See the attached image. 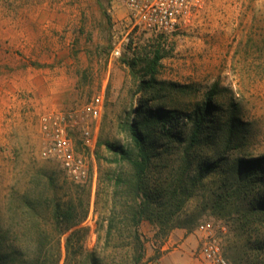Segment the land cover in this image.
Wrapping results in <instances>:
<instances>
[{
  "label": "rangeland",
  "instance_id": "obj_1",
  "mask_svg": "<svg viewBox=\"0 0 264 264\" xmlns=\"http://www.w3.org/2000/svg\"><path fill=\"white\" fill-rule=\"evenodd\" d=\"M262 42L264 0H201L168 35L135 25L122 0H0V231H18L15 193L30 189L37 171L53 173L59 185L85 189L84 247L110 256L103 221L109 192L117 176H129L131 170L126 163L110 162L103 143L127 146V126L137 111L141 116L149 109L178 112L179 123L166 126L174 130L173 144L159 129L155 135L166 149L154 181L174 180L195 114L213 94L214 108L189 163L193 173L210 163L216 167L206 171L203 187L195 186L198 195L189 199L176 224L197 220L188 228L174 227L157 245L156 229L145 221L140 233L147 241L146 260L159 255L148 264H205L198 227L208 222L230 264H264V231L232 233L230 219L204 206L246 176L249 171L239 161L262 164L263 184L249 185L242 204L260 208L264 203ZM157 50L162 59L154 84L141 89V64L132 71L124 60ZM56 127L64 129L74 153L83 158L85 181L72 180L58 161L44 158L49 132ZM231 240L248 253L239 254L242 260L229 254Z\"/></svg>",
  "mask_w": 264,
  "mask_h": 264
},
{
  "label": "trees",
  "instance_id": "obj_2",
  "mask_svg": "<svg viewBox=\"0 0 264 264\" xmlns=\"http://www.w3.org/2000/svg\"><path fill=\"white\" fill-rule=\"evenodd\" d=\"M264 59V42L258 46ZM162 56L160 51L141 52L124 63L133 71L137 65L144 71L140 88H151L157 74V67ZM144 77H148L145 79ZM213 94L205 102V107L197 111L193 120L192 134L183 150V164L178 169L174 180L168 176L165 183H155L154 173L160 160L161 151L166 144L155 139L156 130L169 139L173 144L176 116L172 110H147L141 116L133 118L127 126L130 143L127 146L104 142L105 149L111 154L112 163H126L131 173L129 176H117L112 190L109 192L107 216L103 218L106 224L104 247L113 249L110 256L101 252L87 251L84 242L87 229L81 224L89 213V204L85 201V189L79 185H59L53 173L37 171L32 176L31 188L15 193L16 205L13 210L16 218L13 220L18 231H0V264H148L155 263L159 255L146 260L147 241L140 233V227L148 221L156 229L154 244L165 237L174 227L188 228L196 222L193 218L185 225L176 224V219L183 213L186 203L198 195L195 186L203 187L207 172H212L216 164L210 163L198 167L193 173L190 165V155L201 143V137L206 121L209 120L213 106ZM176 122V123H175ZM232 134H229V139ZM101 146V144H100ZM246 168L245 177H239L234 188L215 197L211 202H205V208L220 218H228L232 222L229 231L232 233L254 230L264 231V203L260 208L243 205L242 200L248 199L249 185H261L259 168L252 165L255 162L239 161ZM264 166V165H263ZM207 171V172H206ZM240 176V175H239ZM190 181V185L188 184ZM168 183L167 188L163 186ZM197 217L200 216L196 215ZM2 229V228H0ZM69 233V234H68ZM66 234H68L66 236ZM105 250V249H104ZM227 250L234 258L239 259L248 254L240 251L236 241L231 240ZM101 255V256H100ZM249 259V258H246Z\"/></svg>",
  "mask_w": 264,
  "mask_h": 264
},
{
  "label": "built area",
  "instance_id": "obj_3",
  "mask_svg": "<svg viewBox=\"0 0 264 264\" xmlns=\"http://www.w3.org/2000/svg\"><path fill=\"white\" fill-rule=\"evenodd\" d=\"M201 0H122V5L128 12V17L140 28L168 35L177 30L187 20L191 9ZM47 130V126H44ZM52 137L51 145L43 152L46 159L58 161L69 178L83 182L88 177V170L81 156L74 153L71 142L61 127L49 132ZM202 234V244L199 256L205 264H230L223 249L208 222L198 227Z\"/></svg>",
  "mask_w": 264,
  "mask_h": 264
}]
</instances>
